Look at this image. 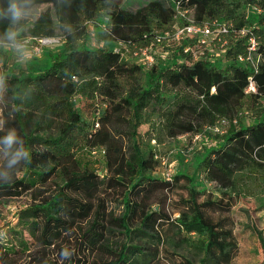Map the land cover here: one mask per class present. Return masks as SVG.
Here are the masks:
<instances>
[{
  "label": "trees",
  "instance_id": "obj_1",
  "mask_svg": "<svg viewBox=\"0 0 264 264\" xmlns=\"http://www.w3.org/2000/svg\"><path fill=\"white\" fill-rule=\"evenodd\" d=\"M13 4L22 11L19 18H13ZM213 22L232 31L218 34L208 49L190 44L203 52L197 59L184 52L186 41L167 43L170 61L157 54L148 68L129 58L163 45L156 37L172 34L176 25L214 29ZM242 30L245 35L233 33ZM249 38L256 42L255 68L238 61ZM41 39H58L60 50L43 49L40 66L31 59L8 67V46ZM117 42L126 45L120 53L107 46ZM143 70L148 78L142 85ZM249 76L255 94L244 92ZM167 91L173 96L166 103ZM152 103L157 143L213 137L214 144L194 157L203 182L220 193L264 195V0H150L136 9L124 0H0V199L28 195L19 218L34 226L37 249L28 254L29 264H58L52 252L64 244L66 264L231 263L232 230L206 212L223 209L221 201H200L205 191L195 176L176 172L168 182L151 176L160 159L141 144L138 129L149 121L145 111ZM85 106L91 124L81 122ZM95 157L103 160L104 174H97ZM181 181L186 195L176 202L153 195ZM167 200L176 210L165 208ZM113 201L118 215L108 210ZM21 238L20 250H30ZM16 253L0 237V264Z\"/></svg>",
  "mask_w": 264,
  "mask_h": 264
},
{
  "label": "rangeland",
  "instance_id": "obj_2",
  "mask_svg": "<svg viewBox=\"0 0 264 264\" xmlns=\"http://www.w3.org/2000/svg\"><path fill=\"white\" fill-rule=\"evenodd\" d=\"M150 0H124L126 7L136 9ZM43 7L36 8L32 11V14H36ZM248 10H245V13ZM92 31V27H90ZM156 47V55L160 60L170 61L171 52H163L166 44ZM179 42L170 41L168 46L175 47ZM60 41L58 39H51L45 43H32L29 40L24 41L21 45L8 46L7 50L10 52L9 68L15 65L23 66L27 61L35 59L38 65L43 64L42 50L49 52H58L60 50ZM89 47H95L94 41L87 40L86 43ZM103 43L99 44L102 46ZM109 49L120 48V44L109 43ZM196 46V45H195ZM169 54V55H168ZM164 55H168L167 58H161ZM170 56V57H169ZM219 56V53H218ZM217 56V57H218ZM219 61L215 62L218 64ZM222 66V65H221ZM148 78V72L141 71L140 83L143 85ZM166 103L170 102L173 94L167 91ZM100 103V102H99ZM153 103L145 111L150 117L145 124L141 125L138 129L139 141L144 147L152 148L157 154V158L163 159L160 161L156 170L151 174L153 178H161L166 181V173L170 170L172 176L176 172H181L188 176L196 177V184L198 189H204L205 195L199 198L204 200L208 196L215 202L221 201L223 209H208L206 212L213 220H224L226 227L232 230V235L236 243V250L234 252L232 261L230 264H264V249L261 247L259 240V234L264 237V195L245 196L235 195L233 193H220L216 190L215 186L210 183H205L201 179L199 171L196 170L194 164V157L202 150L204 146L213 145V137L205 134L204 136H183L176 139H164L161 143H157V139H161V133L157 130V118L155 115H151L150 111ZM1 104H0V124H1ZM81 114V122L84 124H91L93 114L89 106L81 107L79 109ZM251 116V115H250ZM251 118V117H250ZM250 120L247 121L249 123ZM152 130V134L150 133ZM156 140V144L151 142V139ZM3 162V154L0 149V174L3 173L1 164ZM94 168L97 169V174H104V162L98 157H95ZM168 182V181H167ZM183 181L168 191L162 192L156 191L153 195L167 194L168 200L176 202L179 196H185L186 191L183 189ZM152 196L151 198H153ZM208 197V198H209ZM166 201L164 206L169 211L176 210L175 203L171 204ZM29 202L28 195L25 194L19 198H2L0 199V237L4 236L5 239L14 247L17 251L8 264H29V253L37 249L32 234L34 232V226L32 221L23 220L20 221V212L23 210ZM163 206V207H164ZM108 210H112L115 215L120 214L121 208L116 202H112L109 205ZM176 213H174V217ZM20 237H22L23 243L30 245V250H20L21 245L19 243ZM66 249V245H61L52 252L51 258H57L58 264H66L67 260L61 256V252ZM24 252V253H23ZM65 262V263H64Z\"/></svg>",
  "mask_w": 264,
  "mask_h": 264
},
{
  "label": "built area",
  "instance_id": "obj_3",
  "mask_svg": "<svg viewBox=\"0 0 264 264\" xmlns=\"http://www.w3.org/2000/svg\"><path fill=\"white\" fill-rule=\"evenodd\" d=\"M177 9V5L175 7ZM180 15H182L180 13ZM212 26L214 29H211L210 25L204 24V25H198V24H184L183 26H175L174 32L172 34L165 33L161 36L156 37V44H160L161 42H170V41H186L187 47H185L184 52H193L192 46L190 44H194V46L202 47L204 46V49H208L210 41L212 39H215L218 34H228L230 31V27L226 24H220L218 22H213ZM236 34V36L245 35V31H237L233 32ZM51 39H41L38 40L39 43H45ZM117 44H120V48H116L113 51L115 53H120L121 49L125 48L126 45L120 42H117ZM248 48H247V54L245 56H241L238 58L239 62L242 63H250L254 68L256 65V62L259 60L258 56H256V42L253 38H249L248 40ZM203 48V47H202ZM203 52L200 51V53H197L196 51L193 52V57L195 59L199 58ZM155 55L156 51L154 47L139 49L137 51H134L133 54L129 57L130 60L137 64V65H144L145 67H150L155 62ZM211 61L214 59L211 58ZM245 94H255L257 92L255 81L252 77L247 78V84L244 89ZM95 127H98L96 124ZM214 132H219V128L216 127L213 129ZM154 143V141L152 142ZM96 152H93L95 154ZM98 154H103V151L99 150ZM157 158V156H156ZM161 163L163 159H160ZM166 175V181H171L172 175L170 174V170L165 174Z\"/></svg>",
  "mask_w": 264,
  "mask_h": 264
},
{
  "label": "clouds",
  "instance_id": "obj_4",
  "mask_svg": "<svg viewBox=\"0 0 264 264\" xmlns=\"http://www.w3.org/2000/svg\"><path fill=\"white\" fill-rule=\"evenodd\" d=\"M10 11L12 12L13 18H19L22 15V11L20 8H18L15 4L12 5ZM9 140H11V138H9ZM61 256L62 257H69L70 253L65 249L61 252Z\"/></svg>",
  "mask_w": 264,
  "mask_h": 264
}]
</instances>
